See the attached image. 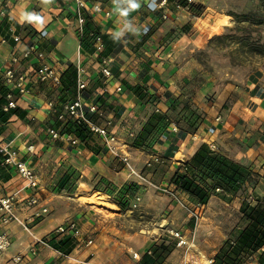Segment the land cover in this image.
<instances>
[{
  "label": "crops",
  "instance_id": "0c3cea01",
  "mask_svg": "<svg viewBox=\"0 0 264 264\" xmlns=\"http://www.w3.org/2000/svg\"><path fill=\"white\" fill-rule=\"evenodd\" d=\"M86 1L89 8L100 3L104 9L110 11L108 18L89 11L87 13L89 19L85 26L86 33L98 34L99 42L103 45L101 54L110 56L113 61L111 67L113 80L108 83L110 95L103 96L99 92L102 79L94 76L96 66L93 64L94 59L91 58L94 47L92 48V45H88L89 49L81 47V52H78L72 0H62V4L54 0H0V9L7 5L5 17H0V66L13 46L11 31L18 28L30 32L29 37L38 43L48 62L61 74L70 67L74 71L78 60L81 65L88 68V73L92 77L84 98L88 102L99 103L109 116L121 122L123 128L118 130V136L124 142L122 148L127 151L136 168L138 161L144 166L150 157L161 154L162 158L169 161L174 171L176 166L188 162L201 145L212 143L217 145L223 137L226 135L228 137V134H223L218 128L213 107L204 108L205 114L194 131L184 128V118L180 115L181 113L184 115V112H181L180 108L176 109L181 112L178 116L173 111L177 99L179 103L189 101L197 87L204 86L199 80L202 78L197 69L199 66L192 58L194 50L201 44L200 41H203V37L194 27L198 26L201 33H204L205 30L203 31L200 26L203 21L200 18L202 14L197 17L190 10L175 9V0H167L166 10L157 9L160 0ZM206 1L195 0V5L205 6ZM132 3L138 7L132 9L130 7ZM163 13L166 15L164 20L161 18ZM205 23L207 25L206 21ZM183 26L189 32L181 33ZM68 73L65 76H68ZM199 83L200 85L195 87ZM119 85L123 91L116 94L114 88ZM46 89V86L39 85L35 87L31 96L17 98L19 113L11 116L6 122L0 120V144H9L12 149H16L19 156L36 172L41 187L37 195L41 206L47 209L48 214L54 210L51 206L53 200L59 198L48 191V184H51L58 169L72 168L82 173L89 171L108 180L117 188L130 182L124 170L117 172L113 170L116 162L103 149L94 154L83 145L82 153L78 155L75 149L68 145L49 141L45 129L49 125H54V122L46 102L52 96H57V99H54L56 103L62 102L59 101L62 88L54 90L53 93H47ZM136 90L141 95L136 94ZM153 115H164L171 122L164 136H161L149 151L132 147L133 139L128 136V131L134 135L139 134ZM252 122L256 128H264V111L259 112L257 117L254 116ZM172 124L177 127L176 132L172 131ZM29 145L34 146L32 154H26V147ZM177 155L179 157L176 158ZM120 168L121 166L118 170ZM8 173L10 179L2 182L1 195L15 192L24 185L13 170H8ZM182 196L192 202L185 194L182 193ZM254 197L262 199L264 190L257 187ZM77 198L78 196H75L73 199L75 202L73 206L75 212H81L82 216L72 221L77 223L81 234L75 237L77 245L68 256H62L40 242L64 220V217L55 211L30 225L32 235L16 225L0 228V232H7L11 239L10 248L0 255V264H15L11 258L16 255L22 257L18 264H104L101 260L96 261V251L94 252L91 247L93 245L86 246L85 243L90 236H85L86 241L82 242V245L80 243L81 239H84L86 226L90 224L94 207L81 204ZM109 203L118 210L115 204ZM29 214L28 211H21L19 216L25 218ZM114 233L116 240L118 230L114 229ZM98 237L100 249V245L107 243L108 237L105 231L99 232ZM31 248L34 254L30 251ZM127 251L128 254L130 251L136 252L132 248H128ZM140 252L142 254L145 250Z\"/></svg>",
  "mask_w": 264,
  "mask_h": 264
},
{
  "label": "rangeland",
  "instance_id": "374dc122",
  "mask_svg": "<svg viewBox=\"0 0 264 264\" xmlns=\"http://www.w3.org/2000/svg\"><path fill=\"white\" fill-rule=\"evenodd\" d=\"M205 6L200 17L204 33L194 26L203 41L192 54L202 74L199 80L204 86L199 88L197 85L200 83L196 84L197 90L189 98L188 106L195 110L200 120L205 114L204 108L208 107H213L216 116H221L222 123H216L228 137L226 135L219 140L217 145L220 150L212 143L214 151L223 152V155L247 167L255 185L245 186L240 193L225 198L219 195L220 192H214L215 195L210 196L207 204L196 210L193 203L170 184L173 168L168 160L158 154L160 163L151 168H145L138 161L137 169L141 171L144 181L139 184L130 181L137 185L136 193L142 196L137 209L129 211L130 202L135 196L130 193L133 186L126 189L125 195H129V198L124 196L121 201L124 205L116 210L109 203L110 196L94 190L95 187L109 190L99 183L97 175L72 168L58 169L53 181L48 184V191L59 198L53 200L55 204L52 202L51 206L54 210L46 215L57 211L58 215L64 217L60 225L81 217L82 213H76L73 206L75 196H78L77 200L81 204L94 207L90 224L86 226L84 239L81 237L80 243L82 245L86 241L85 236H90L97 262L139 264V260H133L128 254V248L136 251L140 259L144 253H152L153 248L162 245L166 248L162 264H208L207 260L214 259L225 241L234 242V234L245 226L242 210L247 206L246 199L256 195L257 187L264 190V128L259 129L252 124V118L264 111V0H207ZM234 15L247 17L250 21L237 24L232 17ZM85 17L87 22V13ZM259 21H263L262 24H257ZM245 42L248 44L242 45ZM257 48L262 49L261 55L256 53ZM74 91L73 86L64 87L58 100L72 99ZM55 98L57 96L51 97ZM50 117L55 128L67 130V123L62 125L56 122L53 115L50 114ZM86 148L98 149L99 152L102 144L93 137ZM166 188L176 194L183 207L164 192ZM93 194L100 197L101 201L94 202L90 198ZM190 211L197 214L198 220L191 218ZM114 229L118 230L116 240ZM171 230L182 234L190 245L177 246V239L169 234ZM102 231L106 232L108 238L107 243L100 245L99 249L98 234ZM62 237L53 230L42 239V243L47 244L51 239L57 241ZM141 250L145 252L140 254ZM230 255L234 256L232 251ZM256 258L255 254H251L241 258L240 264H258Z\"/></svg>",
  "mask_w": 264,
  "mask_h": 264
},
{
  "label": "built area",
  "instance_id": "2783aa9c",
  "mask_svg": "<svg viewBox=\"0 0 264 264\" xmlns=\"http://www.w3.org/2000/svg\"><path fill=\"white\" fill-rule=\"evenodd\" d=\"M73 1V15L76 23V36L78 39V52H81V38L83 36V27L86 22L85 14L89 11L94 14H102L104 17L110 16V11L104 9L99 4H94L89 8L86 0H72ZM181 2L183 4H181ZM195 0H175V9L189 11V6L195 4ZM167 0H160L157 4L158 10H166ZM5 4L0 9V17H5ZM163 20L166 15L163 13ZM129 25V23H124ZM11 38L13 46L10 53L4 59L0 66V80L7 88L4 95V103L0 106L2 112L7 113L10 110L17 108L18 97H28L34 92L35 87L39 85L46 86L47 93L53 92L56 89H61V73L53 67L47 60L43 50L39 48L38 43L29 37V34L22 28L13 29L11 31ZM99 37L94 40V52L91 58L94 59L95 72L94 76L97 79H102V86L99 88L101 95H110L109 82L113 80V73L111 70L112 59L110 56H103L101 52L103 45L99 42ZM75 97L71 100L56 103L54 99H48L46 107L49 113L56 118V122L66 124L68 122L75 125H84L89 133L100 140L102 149L111 155L116 164L113 167L115 172L124 170L129 181L139 184L144 181L141 171L138 170L131 162V158L127 151L122 148L124 142L118 136V130L123 128L121 122L115 120L114 117L109 116L104 107L95 101L88 102L84 98L85 93L88 92L92 77L88 73V68L76 62L75 65ZM122 86L114 88V93L122 92ZM215 122L222 123L221 116H216ZM172 131L176 132L177 127L172 124ZM47 137L53 141L63 145H68L75 149L76 154L82 153V146L84 145L77 137L65 132L60 127L55 128L49 125L45 129ZM128 136L132 139L134 134L128 131ZM211 151H214V144L208 145ZM34 146L26 147V154L33 153ZM0 154L3 156L1 166L4 169L13 170L15 175L23 181L24 185L19 190L10 194L1 195L0 181V228H5L9 225H16L29 235L31 234L30 225L40 220L48 211L41 206V201L37 195L40 191V180L36 172L27 164L26 160L19 156L16 149H12L9 144H0ZM160 163V158L156 155L150 157L145 163V168H151ZM121 168L118 170V167ZM216 192L219 190L216 189ZM24 194L22 195V193ZM164 192L183 207V204L178 201L176 194L169 188L164 189ZM141 202V196L136 193L132 198L129 211L137 209ZM250 205L255 204V198L250 196L246 199ZM193 208L198 210L203 208L200 204L193 203ZM21 211H28L30 213L27 217L21 218L19 216ZM189 215L192 219L198 220V216L194 211H190ZM57 236L70 235L78 237L80 231L75 221H69L65 224L59 225L54 229ZM169 234L177 239V246H189L185 237L179 232L169 231ZM42 242V241H40ZM46 244V243H44ZM86 246L92 245L93 240L88 239ZM47 245V244H46ZM11 246V239L7 232H0V255L6 252ZM30 251L34 254V250ZM150 252L148 251L147 254ZM133 260H139L137 252L130 251ZM22 257L16 255L11 258L15 264L20 263ZM212 264V260L207 261Z\"/></svg>",
  "mask_w": 264,
  "mask_h": 264
},
{
  "label": "trees",
  "instance_id": "16d2710c",
  "mask_svg": "<svg viewBox=\"0 0 264 264\" xmlns=\"http://www.w3.org/2000/svg\"><path fill=\"white\" fill-rule=\"evenodd\" d=\"M54 1L58 4H62V0ZM181 4L183 3L181 2ZM188 8L197 17L202 14L204 9L203 6L195 4L190 5ZM232 17L237 24L244 22L249 23L250 21L247 17H239L235 15ZM262 22L263 21H259L257 24H262ZM85 26L86 23L83 27L81 47L88 48V45H92L93 48V42L95 38L98 37V34L95 32L86 33ZM23 30L27 31L26 29ZM180 31L181 33L189 32L188 29L185 30V26H183ZM29 33L30 32H28V34ZM247 44V42L242 43V45ZM255 51L258 55L263 53L260 48L255 49ZM67 72H69L68 76H65ZM74 78L75 70H71V67L61 74L62 91L64 90V87H75ZM0 86L1 106L4 103V95L7 88L3 85L1 80ZM136 94L141 95L137 90ZM174 108L175 109L173 111L175 115L177 114L176 116L180 114V112L176 110L177 108H180L181 112H186L184 115H181L184 118V128L188 131H194L200 122V117L196 116L194 113L195 110L193 111L190 109L188 101H180L179 103V100L177 99ZM17 113H19L18 108L10 110L7 113L2 112L0 109V120L6 122L11 116L17 115ZM170 123L171 122L164 115L151 116L142 132L134 135L131 146L134 148H142L144 151H149L151 146L156 144L161 136H164V132L167 130ZM66 126H68V128L64 131L77 137L84 145H88L89 141L93 139V136L84 125H75L68 122ZM89 150L92 153H98V149ZM2 161L3 156L0 154V181L7 182L10 179V174L8 173V169H4L1 166ZM252 176V173L247 167L231 160L226 155L211 151L208 145H201L188 162L179 165L178 169H175L172 172L170 184L175 190L185 194L193 203L205 206L210 196L215 195L214 192H216V189L219 190V195L225 198L240 193L245 186L253 187L255 182L251 180ZM99 178V183L105 185L109 190H104L100 187H95L94 190L110 196V202L115 204L118 208H121L122 205H124V203H121L124 196L129 198V195H125L128 187L134 186L130 192L132 195H135L137 191V185H134L131 182H128L127 184L125 183L120 188H117L108 180L102 177ZM114 196H117V198L114 199ZM254 198L255 204L250 205L245 201L248 207L246 206L245 209L242 210L245 226L243 229H240L234 234V242H229L228 240L225 241L223 246L218 251V254L215 255L214 259H212V264H240L241 258L243 259L246 256H251V254H255L257 256L256 261L258 264H264V197L262 199H257L256 197ZM229 244L231 245L230 250H228ZM47 245L53 250L59 252L62 256H68L76 247L77 241L70 235H63V237L57 241L51 239L48 241ZM165 251L166 248L162 245L158 248H153L152 253L143 254L138 263L162 264V256ZM231 251L234 255L233 257L230 255Z\"/></svg>",
  "mask_w": 264,
  "mask_h": 264
},
{
  "label": "bare ground",
  "instance_id": "6f19581e",
  "mask_svg": "<svg viewBox=\"0 0 264 264\" xmlns=\"http://www.w3.org/2000/svg\"><path fill=\"white\" fill-rule=\"evenodd\" d=\"M90 198H92V200H93L94 202H99V201H101V198L95 196V194H93L92 196H90ZM85 199H86V198H85Z\"/></svg>",
  "mask_w": 264,
  "mask_h": 264
},
{
  "label": "clouds",
  "instance_id": "9594fccd",
  "mask_svg": "<svg viewBox=\"0 0 264 264\" xmlns=\"http://www.w3.org/2000/svg\"><path fill=\"white\" fill-rule=\"evenodd\" d=\"M130 7H131L132 9H136V8L138 7V5L135 4V3H132V4L130 5Z\"/></svg>",
  "mask_w": 264,
  "mask_h": 264
}]
</instances>
